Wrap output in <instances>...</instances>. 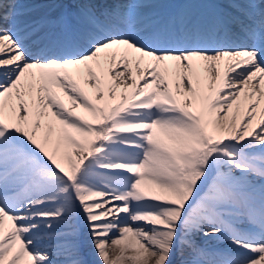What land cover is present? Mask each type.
I'll list each match as a JSON object with an SVG mask.
<instances>
[{
	"label": "snow or ice",
	"instance_id": "1",
	"mask_svg": "<svg viewBox=\"0 0 264 264\" xmlns=\"http://www.w3.org/2000/svg\"><path fill=\"white\" fill-rule=\"evenodd\" d=\"M0 264H264V0H0Z\"/></svg>",
	"mask_w": 264,
	"mask_h": 264
},
{
	"label": "bare ground",
	"instance_id": "2",
	"mask_svg": "<svg viewBox=\"0 0 264 264\" xmlns=\"http://www.w3.org/2000/svg\"><path fill=\"white\" fill-rule=\"evenodd\" d=\"M46 0H20V2L26 6H33V5H39L43 4L42 2ZM47 9H39L36 13H34L35 16H43L44 11Z\"/></svg>",
	"mask_w": 264,
	"mask_h": 264
}]
</instances>
